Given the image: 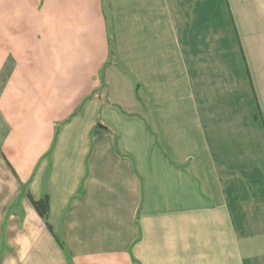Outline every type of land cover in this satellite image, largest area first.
Instances as JSON below:
<instances>
[{
	"label": "crops",
	"instance_id": "1",
	"mask_svg": "<svg viewBox=\"0 0 264 264\" xmlns=\"http://www.w3.org/2000/svg\"><path fill=\"white\" fill-rule=\"evenodd\" d=\"M0 264H264V0H0Z\"/></svg>",
	"mask_w": 264,
	"mask_h": 264
},
{
	"label": "trees",
	"instance_id": "2",
	"mask_svg": "<svg viewBox=\"0 0 264 264\" xmlns=\"http://www.w3.org/2000/svg\"><path fill=\"white\" fill-rule=\"evenodd\" d=\"M33 206L39 213V215L44 219L45 223L52 230L51 223L49 221V214H50V199L48 195H44L41 198H34L30 194H28ZM56 239L59 241L60 245L63 247L62 241L59 239L57 235H55Z\"/></svg>",
	"mask_w": 264,
	"mask_h": 264
}]
</instances>
